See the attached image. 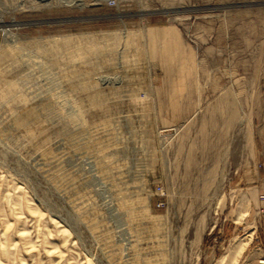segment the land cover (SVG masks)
Masks as SVG:
<instances>
[{
	"label": "rangeland",
	"instance_id": "rangeland-1",
	"mask_svg": "<svg viewBox=\"0 0 264 264\" xmlns=\"http://www.w3.org/2000/svg\"><path fill=\"white\" fill-rule=\"evenodd\" d=\"M115 1L0 0V264H217L239 246L233 264H260L258 194L208 170L167 183L155 136L223 101V151L247 168L262 0Z\"/></svg>",
	"mask_w": 264,
	"mask_h": 264
},
{
	"label": "crops",
	"instance_id": "crops-1",
	"mask_svg": "<svg viewBox=\"0 0 264 264\" xmlns=\"http://www.w3.org/2000/svg\"><path fill=\"white\" fill-rule=\"evenodd\" d=\"M223 1L245 3L236 8H248V3L255 0ZM261 4L264 9V0ZM149 36L151 39L169 40L167 32H149ZM222 104L223 101H203V110L198 109L197 113L194 112L178 126L166 127V130H172L171 134H166L163 138L158 134L155 136L157 151L161 155V169L165 170L167 183L168 180L172 185L175 182L180 183V180L191 175L189 171L208 170L213 179H218L215 181L217 185L222 184L223 177L226 178L230 193L237 191L240 185H247L251 195L264 194V90L259 117L252 120L249 125L250 134H247L248 152L243 156L247 168L240 172L237 148H227L223 151V145L229 144L224 142L221 136ZM194 115H197V121L192 119ZM230 116L236 118L233 113H230ZM256 246L257 250L264 251V238H260Z\"/></svg>",
	"mask_w": 264,
	"mask_h": 264
},
{
	"label": "bare ground",
	"instance_id": "bare-ground-1",
	"mask_svg": "<svg viewBox=\"0 0 264 264\" xmlns=\"http://www.w3.org/2000/svg\"><path fill=\"white\" fill-rule=\"evenodd\" d=\"M59 2H63V3H67V4H74L76 6H78L79 8H83L85 5L81 2L82 0H58ZM93 1H97V0H93ZM241 248L243 247H238L237 250H235L234 252H230L229 255H223L221 258H219V260L217 261V264H233L238 255L240 254V251L242 250ZM260 263H264V260H262Z\"/></svg>",
	"mask_w": 264,
	"mask_h": 264
},
{
	"label": "built area",
	"instance_id": "built-area-1",
	"mask_svg": "<svg viewBox=\"0 0 264 264\" xmlns=\"http://www.w3.org/2000/svg\"><path fill=\"white\" fill-rule=\"evenodd\" d=\"M100 1H103V0H100ZM105 3H106V5H108V6H114V7H117V2L115 1V0H105ZM163 189H162V187L159 185H157V187H156V194H158V195H162L163 193ZM259 199H260V205H261V212H264V194H260L259 195ZM157 206L158 207H162L163 206V202L162 201H157Z\"/></svg>",
	"mask_w": 264,
	"mask_h": 264
},
{
	"label": "water",
	"instance_id": "water-1",
	"mask_svg": "<svg viewBox=\"0 0 264 264\" xmlns=\"http://www.w3.org/2000/svg\"><path fill=\"white\" fill-rule=\"evenodd\" d=\"M162 132H164V135H166V134H171L172 130H164ZM260 264H264V263H260Z\"/></svg>",
	"mask_w": 264,
	"mask_h": 264
}]
</instances>
